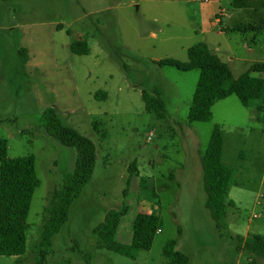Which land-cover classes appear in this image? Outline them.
<instances>
[{
    "label": "rangeland",
    "instance_id": "obj_1",
    "mask_svg": "<svg viewBox=\"0 0 264 264\" xmlns=\"http://www.w3.org/2000/svg\"><path fill=\"white\" fill-rule=\"evenodd\" d=\"M239 24L263 30L254 38L229 32ZM77 41L87 42V56L70 53ZM198 45L233 78L264 64V0H0V139L7 158H34L39 180L26 218L25 253L0 256V264H35L51 192L75 167L76 150L40 125L48 108L93 143L95 165L45 264H165L168 240H176L190 264L260 261L247 238H264V124L235 96L211 107L210 122L187 123L199 72L153 64L185 63L186 50ZM153 90L161 92L164 120L144 110L140 94ZM99 92L106 100L95 99ZM212 140L221 141L223 163L236 170L228 197L243 216L221 231L204 207L200 157ZM131 164L137 175L129 173ZM139 178L153 185L157 199L139 190ZM122 207L127 212L115 237L121 244L130 243L139 212L161 221L151 248L134 261L96 248L93 229Z\"/></svg>",
    "mask_w": 264,
    "mask_h": 264
},
{
    "label": "trees",
    "instance_id": "obj_2",
    "mask_svg": "<svg viewBox=\"0 0 264 264\" xmlns=\"http://www.w3.org/2000/svg\"><path fill=\"white\" fill-rule=\"evenodd\" d=\"M262 30L261 26L239 24L229 32L242 34L252 32L254 38ZM69 51L75 56H87L89 47L87 42L77 41L69 45ZM25 53L24 49L18 50L22 62H25ZM186 58L185 63L164 59L153 64L173 68L179 72L193 70L199 72L187 114V123L210 122L211 107L220 100L235 96L241 106L254 111L256 122L264 124V64H253L248 72L233 78L227 65L222 63L206 45L188 48ZM251 74H259L261 77H253ZM140 97L146 113L151 114L156 120L165 119V107L159 90H153L152 94L142 91ZM106 98L105 93L95 94L97 100L104 101ZM40 125L48 136L65 147L74 148L77 159L73 172L64 175L61 186L51 192L47 216L35 245V264H45L46 258L52 254V239L67 223L69 208L89 182L95 165L93 143L73 128L63 125L53 108L43 111ZM243 159V155L240 154L238 160ZM200 165L205 193L204 207L209 212L215 228L221 231L227 228L229 223H236V219L241 217L243 219L241 210L228 197L230 187L236 185L234 180L236 170L223 163L222 143L216 140L210 141L205 147L200 157ZM128 171L131 175H137L134 164L129 166ZM138 185L141 192L148 191L152 199H157L153 185L146 179L139 178ZM38 186L34 158L31 156L7 158L6 142L0 139V256L19 258L25 253L26 233L29 229L26 218L33 192ZM126 212V207L108 211L104 221L93 229V234L97 238V249L134 261L139 252L151 248L161 228V221L153 212H139L132 221L130 243L121 244L115 237L120 220ZM247 240L256 247L253 252L260 260L251 264H264V238L251 236ZM176 247V240L165 242L162 248L165 264H190L188 257ZM13 264L20 262L16 259Z\"/></svg>",
    "mask_w": 264,
    "mask_h": 264
},
{
    "label": "built area",
    "instance_id": "obj_3",
    "mask_svg": "<svg viewBox=\"0 0 264 264\" xmlns=\"http://www.w3.org/2000/svg\"><path fill=\"white\" fill-rule=\"evenodd\" d=\"M149 139H150V138H149ZM149 139H148V140H149ZM252 218L254 219V218H256V216H253Z\"/></svg>",
    "mask_w": 264,
    "mask_h": 264
}]
</instances>
